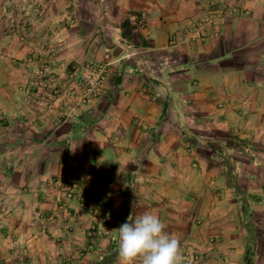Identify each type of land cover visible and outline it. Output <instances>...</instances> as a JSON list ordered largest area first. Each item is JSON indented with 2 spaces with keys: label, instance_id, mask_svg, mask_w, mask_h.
<instances>
[{
  "label": "crops",
  "instance_id": "obj_1",
  "mask_svg": "<svg viewBox=\"0 0 264 264\" xmlns=\"http://www.w3.org/2000/svg\"><path fill=\"white\" fill-rule=\"evenodd\" d=\"M7 1L0 27L18 31L0 36V264H119V226L146 212L183 257L205 248V264H245L253 243L257 264L264 0H41L24 38ZM49 59L61 89L69 65L105 59L102 96L53 95ZM72 186L108 206L84 209ZM103 215L105 252H88Z\"/></svg>",
  "mask_w": 264,
  "mask_h": 264
},
{
  "label": "rangeland",
  "instance_id": "obj_2",
  "mask_svg": "<svg viewBox=\"0 0 264 264\" xmlns=\"http://www.w3.org/2000/svg\"><path fill=\"white\" fill-rule=\"evenodd\" d=\"M39 5H44L43 3H41V0H9L7 1V3L4 5V12L6 13L7 16L15 17L17 16L18 18L24 19L26 20V24L21 25V30H22V36L23 38L25 37L26 33L28 34L29 29L31 28V26H29V16H38L37 14H40L39 16H41V14L43 13V8L39 9ZM16 22V21H15ZM31 24V23H30ZM133 24V23H131ZM44 28L45 25L41 26L39 25V27L36 29L38 32L43 33L44 32ZM27 30V31H26ZM127 30H129V26H127ZM15 31H18V25L14 24V23H9L6 25V27H0V36H2V33H7L9 34H14ZM41 45L45 46L44 41L40 42ZM109 50V49H107ZM30 58L27 59V61L29 62ZM94 61V63L96 64H101L104 65L106 67V77H107V72H108V64L107 61H105V59L102 60H96V59H89L85 62L82 63H75L74 65H69V68L72 69L71 73L69 74V81L68 83H66L65 85L62 83L60 88V84L56 83L59 82L58 79L60 77V73L59 68H57V66L55 64L54 61L52 60H47L42 68L41 71V75L45 78L46 76L48 77V79H52V85H51V92L53 93V95H59V96H63L64 99H66L69 103H72L73 101L76 102V104H88L90 102H92V100H84V98L82 97V89L80 90L78 85H77V73H80L84 67H86L88 65V63H90L91 61ZM106 80V79H105ZM27 92H29L27 90ZM96 98V97H95ZM80 191L78 190V188H76L75 186L71 188V190L69 191L70 194H68L69 198L73 197L74 193H77V195L81 196V198L83 199V204L81 205L84 209L88 210V211H94V208L97 209H104L105 206H108L107 201H89L87 198V195L82 194L79 195ZM95 195H93V197L95 198ZM92 197V196H91ZM97 199V198H96ZM63 205H65V203H63ZM100 211V210H98ZM106 214V213H105ZM109 218L108 215L106 216H102L99 219V223L94 222L90 225L89 230H88V236L90 238V243L88 244V250L86 251H90V252H97L102 253L103 251L105 252L103 246H104V242H105V237L108 236V232L107 230L104 228L106 223L108 222ZM257 228H259L260 230H257V264H264V210L261 211V213H259V215L257 216ZM118 239H115V241ZM218 241V236L216 234L214 235H210V243H216ZM255 245H253V243L249 244L247 247V261L245 262V264H255L254 261V257L253 255H255ZM206 250L205 248H197L196 250H192V249H187L184 252V257H183V264H205L206 263ZM218 250V249H217ZM103 259H105V256L103 255L102 257ZM75 259V258H74ZM74 261V262H73ZM76 260H73V257L68 258L65 261V264H75ZM214 264H222L220 259H216V261L214 262ZM233 264H237V263H233Z\"/></svg>",
  "mask_w": 264,
  "mask_h": 264
},
{
  "label": "clouds",
  "instance_id": "obj_3",
  "mask_svg": "<svg viewBox=\"0 0 264 264\" xmlns=\"http://www.w3.org/2000/svg\"><path fill=\"white\" fill-rule=\"evenodd\" d=\"M67 143L71 148V140ZM164 229L152 213L129 217L118 228L119 264H183L180 241Z\"/></svg>",
  "mask_w": 264,
  "mask_h": 264
},
{
  "label": "built area",
  "instance_id": "obj_4",
  "mask_svg": "<svg viewBox=\"0 0 264 264\" xmlns=\"http://www.w3.org/2000/svg\"><path fill=\"white\" fill-rule=\"evenodd\" d=\"M133 24H142L145 22V16L134 15L131 18ZM77 85L82 89V97L84 100H91L95 97L102 96L104 83L106 79V67L101 64H96L92 60L80 73H77Z\"/></svg>",
  "mask_w": 264,
  "mask_h": 264
},
{
  "label": "trees",
  "instance_id": "obj_5",
  "mask_svg": "<svg viewBox=\"0 0 264 264\" xmlns=\"http://www.w3.org/2000/svg\"><path fill=\"white\" fill-rule=\"evenodd\" d=\"M127 26H128V22H126L125 24H124V31H123V34L126 36V37H130V34L128 33V31H127Z\"/></svg>",
  "mask_w": 264,
  "mask_h": 264
}]
</instances>
